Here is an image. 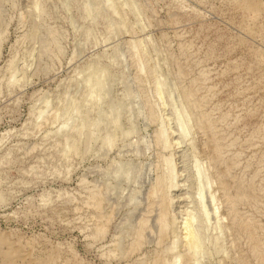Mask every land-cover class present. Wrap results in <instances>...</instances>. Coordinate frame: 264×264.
<instances>
[{"label": "rangeland", "instance_id": "obj_1", "mask_svg": "<svg viewBox=\"0 0 264 264\" xmlns=\"http://www.w3.org/2000/svg\"><path fill=\"white\" fill-rule=\"evenodd\" d=\"M0 264H264V0H0Z\"/></svg>", "mask_w": 264, "mask_h": 264}]
</instances>
